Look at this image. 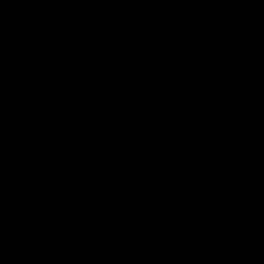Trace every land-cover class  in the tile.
<instances>
[{"label": "trees", "instance_id": "obj_1", "mask_svg": "<svg viewBox=\"0 0 264 264\" xmlns=\"http://www.w3.org/2000/svg\"><path fill=\"white\" fill-rule=\"evenodd\" d=\"M0 0V264H264V0Z\"/></svg>", "mask_w": 264, "mask_h": 264}, {"label": "flooded vegetation", "instance_id": "obj_2", "mask_svg": "<svg viewBox=\"0 0 264 264\" xmlns=\"http://www.w3.org/2000/svg\"><path fill=\"white\" fill-rule=\"evenodd\" d=\"M210 1H211V3L218 4V1H215V0H210ZM221 1H223V0H219V2H221ZM227 1H231L232 2V0H227ZM236 1H239V0H234L233 3L236 2Z\"/></svg>", "mask_w": 264, "mask_h": 264}, {"label": "rangeland", "instance_id": "obj_3", "mask_svg": "<svg viewBox=\"0 0 264 264\" xmlns=\"http://www.w3.org/2000/svg\"><path fill=\"white\" fill-rule=\"evenodd\" d=\"M215 1H218V4H216L217 6H224V5H225V4H224V5L220 4L219 0H215ZM226 1H227V0H226ZM233 1H234V0H232V2H231V1H227V3H228V4H231V3H233ZM227 3H226V4H227Z\"/></svg>", "mask_w": 264, "mask_h": 264}]
</instances>
